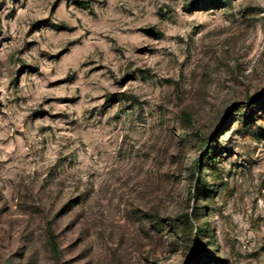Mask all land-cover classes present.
<instances>
[{"label": "rangeland", "instance_id": "374dc122", "mask_svg": "<svg viewBox=\"0 0 264 264\" xmlns=\"http://www.w3.org/2000/svg\"><path fill=\"white\" fill-rule=\"evenodd\" d=\"M0 264H264V0H0Z\"/></svg>", "mask_w": 264, "mask_h": 264}, {"label": "trees", "instance_id": "16d2710c", "mask_svg": "<svg viewBox=\"0 0 264 264\" xmlns=\"http://www.w3.org/2000/svg\"><path fill=\"white\" fill-rule=\"evenodd\" d=\"M218 3L220 4V1H218Z\"/></svg>", "mask_w": 264, "mask_h": 264}]
</instances>
